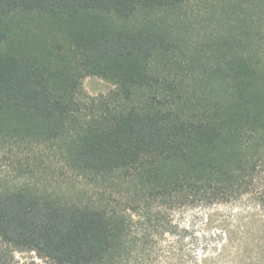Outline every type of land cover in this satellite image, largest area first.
<instances>
[{
  "label": "trees",
  "instance_id": "1",
  "mask_svg": "<svg viewBox=\"0 0 264 264\" xmlns=\"http://www.w3.org/2000/svg\"><path fill=\"white\" fill-rule=\"evenodd\" d=\"M189 1L0 0V154L31 174L50 154L99 187L0 188V264H195L172 212L264 204V0L233 3L214 60L182 64L181 43L144 17ZM19 15L58 34L13 28ZM87 77L118 91L84 101Z\"/></svg>",
  "mask_w": 264,
  "mask_h": 264
},
{
  "label": "rangeland",
  "instance_id": "2",
  "mask_svg": "<svg viewBox=\"0 0 264 264\" xmlns=\"http://www.w3.org/2000/svg\"><path fill=\"white\" fill-rule=\"evenodd\" d=\"M241 1L190 0L179 8L149 14L144 20L150 25L153 22L156 27L168 29L181 43L186 57L180 55V63L184 64L187 59L199 53L214 60L212 47L220 36H229L232 26L237 22V15H242L231 8L232 4ZM13 25V28L23 27L32 35L39 34L40 30L58 34V29H52L48 23L41 26L36 18H25L22 15L18 16ZM262 49L261 54L264 56ZM81 87V98L84 101L109 96L118 91L115 83L97 77L84 78ZM14 162L15 158L0 154V188L27 187L38 193L49 192L68 198H75L80 192L91 196L95 188H99L68 172L59 163V159L50 154L44 155L45 168L40 167L35 174L21 173ZM31 164L33 166L35 163ZM172 218L181 228H189L193 233L186 238V242H191L194 248L195 264L264 262V204L251 199L249 195L225 204L183 207L172 212ZM33 259L41 262L32 252L16 254L19 264Z\"/></svg>",
  "mask_w": 264,
  "mask_h": 264
}]
</instances>
